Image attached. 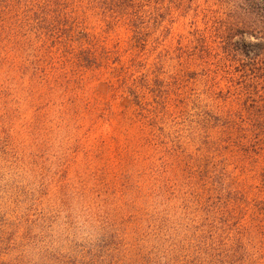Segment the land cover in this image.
<instances>
[{
	"label": "trees",
	"instance_id": "obj_1",
	"mask_svg": "<svg viewBox=\"0 0 264 264\" xmlns=\"http://www.w3.org/2000/svg\"><path fill=\"white\" fill-rule=\"evenodd\" d=\"M132 1L0 0V253L1 257L16 254L6 261L0 258V264H122L112 253L120 247H189L195 256L183 257L194 260L193 264H258L243 239L235 241L232 236L231 222L240 208L232 196L234 191L218 177L217 159L206 154L199 158L208 160L207 172L204 176L202 167L198 176L190 170L191 162L174 161L176 155L164 143L162 149L157 142L155 146L161 152L160 162L151 161V155L137 150L140 137L130 133L129 156L127 148L121 151L124 164L131 161L132 169L103 162L105 152L97 149L93 154L86 150L87 164L82 173L77 172L79 184L71 177L75 160L64 153L56 169L51 162L48 167L44 163L42 172L41 158L57 159L58 152L52 155L49 150L60 133H68L70 140L76 137L84 150L95 132L97 107L91 104L85 82L82 77L70 79L63 68L66 61L73 67L94 68L101 60L97 46L85 43L89 34L82 25L84 15L95 10L115 20L124 15L125 7H132ZM236 1L251 20L250 35L257 42L249 44V54L232 44L238 54L232 61L245 58L250 69L241 75L244 83L239 84L233 75L225 77L234 88L223 97L225 103H239L251 93L260 99L262 93L248 85L264 80V0ZM128 16L134 24L136 15ZM137 26L133 25L135 30ZM238 34L244 33L233 37ZM56 51H63L66 57L57 60ZM247 73H252V80L243 75ZM213 77L209 74L200 79L222 91ZM229 78H234L238 87L232 86ZM144 82L148 83L146 78ZM134 88L131 84L129 93L139 99ZM263 104L258 102L255 109L240 112L243 119L261 122ZM152 109L150 105L146 111L152 113ZM236 113H225L227 130L236 125ZM117 129L111 140L119 148ZM160 136L170 141L165 128ZM146 138L153 142L155 136ZM140 157L149 165L142 166ZM77 217L89 225L88 235L82 239L74 229ZM61 218L67 227L54 236L51 226ZM72 238L78 240L73 247L85 251L63 253L54 248L68 247ZM100 253L105 256H98ZM165 264L179 263L172 256Z\"/></svg>",
	"mask_w": 264,
	"mask_h": 264
},
{
	"label": "rangeland",
	"instance_id": "obj_2",
	"mask_svg": "<svg viewBox=\"0 0 264 264\" xmlns=\"http://www.w3.org/2000/svg\"><path fill=\"white\" fill-rule=\"evenodd\" d=\"M132 2V7H125L124 15L115 20L95 10L84 15L82 25L89 34L85 43L97 46L101 60L94 68L73 67L67 61L63 68L70 79L82 77L84 80L91 104L97 107L93 114L95 132L85 143L84 150H81L76 137L70 140L68 133H60V139L53 142L49 150L52 155L58 152L57 159L41 158L42 172L45 173L44 163L48 167L51 162L52 169H56L64 153L75 160L71 177L79 184L77 172L82 173L87 164L86 150L90 154L101 150L105 152L101 159L103 162L117 168L121 164L124 170L132 169L131 161L124 164L125 155L121 151L127 148L129 156L130 133L140 137L137 150L151 155V161L160 162L161 152L155 146L157 142L162 149L164 143L172 155H176L173 156L174 161L191 162L190 170L198 176H201L199 170L202 167L205 168L204 176L207 172L208 160L199 158L206 154L217 159L218 177L234 191L232 196L240 208L236 221H232L230 227L234 240L243 239L253 262L264 264V118L259 123H252L244 120L241 114L255 109L258 102H264V80L248 85L262 93L260 99L251 93L239 103L223 101V97L230 95L229 88L234 89L225 77L233 75L239 84L245 82L241 75L246 73L249 61L244 58L243 62H233V55L238 54L232 44L237 43L249 54V44L257 42L250 35L251 20L236 0ZM134 14L137 20L133 24L128 15ZM133 25H138V28L135 30ZM241 31L244 33L242 36L233 37L234 33ZM231 37L233 39L229 40ZM229 41L231 44L227 43ZM54 54L57 60L66 57L63 51ZM252 55L250 52V57ZM198 60L201 63H197ZM209 74L216 76L213 78L220 83L222 91L201 82L200 77ZM243 75L252 80L249 79L252 73ZM195 78L198 80L194 81ZM229 79L234 83L232 86L238 87L234 78ZM131 84L137 87L132 91L139 93V99L129 93ZM240 89L245 90L246 86ZM150 105L155 108L152 113L146 111ZM231 111L237 112L235 116L239 119L227 130L225 113ZM249 123L251 126L248 128ZM116 128L121 143L119 148L111 140ZM164 128L169 136L168 142L160 136ZM259 129L263 132H254ZM151 135L155 138L153 142L149 139L148 146L145 140ZM102 139L105 145H101ZM181 154L186 157L182 158ZM140 158L142 166L149 165L147 160ZM133 165L137 167V163ZM70 241L68 247L54 248L63 253L81 254L85 251L83 247H73L77 244L76 238ZM112 253L122 264H165L172 256L179 264H193L194 260L185 261L187 258L183 255L195 256L189 247L174 250L168 247H120ZM1 255L0 258L6 261L16 254ZM101 255L105 256V253L98 256Z\"/></svg>",
	"mask_w": 264,
	"mask_h": 264
},
{
	"label": "clouds",
	"instance_id": "obj_3",
	"mask_svg": "<svg viewBox=\"0 0 264 264\" xmlns=\"http://www.w3.org/2000/svg\"><path fill=\"white\" fill-rule=\"evenodd\" d=\"M74 229L77 233V238L82 239L88 235V228L89 225L84 220L83 217H77L74 222ZM67 227L66 222L61 218V220L57 221L51 226V231L54 236L59 235L64 231V229Z\"/></svg>",
	"mask_w": 264,
	"mask_h": 264
}]
</instances>
